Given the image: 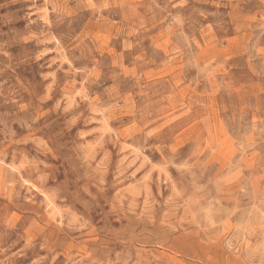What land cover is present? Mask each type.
<instances>
[{"label":"rangeland","instance_id":"374dc122","mask_svg":"<svg viewBox=\"0 0 264 264\" xmlns=\"http://www.w3.org/2000/svg\"><path fill=\"white\" fill-rule=\"evenodd\" d=\"M0 264H264V0H0Z\"/></svg>","mask_w":264,"mask_h":264}]
</instances>
